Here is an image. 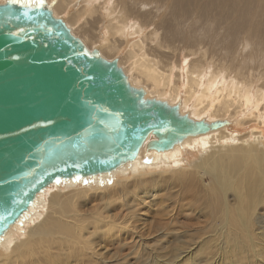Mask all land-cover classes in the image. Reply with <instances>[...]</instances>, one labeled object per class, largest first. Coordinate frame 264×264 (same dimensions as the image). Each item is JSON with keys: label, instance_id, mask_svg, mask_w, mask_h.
<instances>
[{"label": "bare ground", "instance_id": "6f19581e", "mask_svg": "<svg viewBox=\"0 0 264 264\" xmlns=\"http://www.w3.org/2000/svg\"><path fill=\"white\" fill-rule=\"evenodd\" d=\"M167 1L161 6L163 0H48L54 14L63 18L75 36L88 48L97 47L103 57L117 58L129 80L142 86L148 96L170 104L178 102L181 111L195 120L225 122L204 133L190 135L164 151H146L143 145L134 160L109 173L61 181L67 188H74L64 197L58 191L49 194L44 208L43 195L56 184L49 185L36 196L24 215L0 236V247L5 253L0 258L1 264H46L79 259L77 257L85 252L91 253L93 239L125 230L126 223L118 221L116 216L103 215L96 208L89 216L78 212L79 202L73 198L91 190L89 187H75L80 182L92 179L95 184H100L112 177L136 174L129 184L118 180L115 184H120L119 188L101 194V198H125L163 185L165 177L162 178L161 174L166 172L172 174L170 180L182 181L190 175H185L183 168L176 166L182 161L183 151L196 144L200 151H207L199 162L213 176L223 175V159L239 154L247 156L264 174V162H261L264 161V150L256 147L264 136V0H217L221 3L211 4L207 10L195 7L189 11L183 8L189 1ZM71 7L72 13L68 19L64 18L63 13H68ZM218 7L227 9L219 11ZM235 7L239 9L241 20L234 16ZM189 13L203 15L201 21L207 42L202 38L193 39L196 26L193 19H186ZM166 30L179 33L170 34ZM252 37L257 39L253 45ZM128 42L131 43L126 52L120 55ZM184 50L185 59L182 61ZM189 59L191 61L187 63ZM253 120L255 129L246 132V124L254 123ZM242 130H246L244 134L240 132ZM248 134L253 135L255 144L244 147ZM238 140L242 142L234 148L230 145L223 152L208 151L218 142L236 144ZM156 168L169 170L160 171L158 175L150 172ZM249 188L244 184L238 189L233 182L226 184L224 180L219 185L222 198H227L228 191L234 197H240V191ZM38 207L44 208V212L40 213ZM249 211L245 209L244 214L246 225L252 228ZM37 218L19 239L13 236L14 230L23 222ZM88 227L92 230L88 231Z\"/></svg>", "mask_w": 264, "mask_h": 264}, {"label": "water", "instance_id": "95a60500", "mask_svg": "<svg viewBox=\"0 0 264 264\" xmlns=\"http://www.w3.org/2000/svg\"><path fill=\"white\" fill-rule=\"evenodd\" d=\"M45 5L29 18L0 1V236L49 185L109 173L143 145L164 151L225 122L148 96Z\"/></svg>", "mask_w": 264, "mask_h": 264}, {"label": "rangeland", "instance_id": "374dc122", "mask_svg": "<svg viewBox=\"0 0 264 264\" xmlns=\"http://www.w3.org/2000/svg\"><path fill=\"white\" fill-rule=\"evenodd\" d=\"M183 1L191 3L184 4L183 8L188 11L195 7L207 10V6L221 3L217 0ZM167 2L163 0L160 5L165 6ZM226 9L219 8V11ZM72 10V7L69 8L68 13H63L62 16L68 19ZM234 10L236 11L234 16L241 20L239 9L235 7ZM179 13L184 16V12L179 10ZM188 18L193 19L196 26L193 39L202 38L207 42L201 21L204 20L203 15L189 13L186 19ZM212 23L216 27V23L214 21ZM76 31L81 33L78 29ZM166 33L174 34L179 31L166 30ZM252 38L253 45L257 39ZM130 43L121 49L120 55L123 56ZM184 57L185 50L181 53L182 61ZM190 61L189 59L187 63ZM123 64L126 65L125 61ZM253 122L246 124V132H252L256 125L254 120ZM245 131L240 132L244 134ZM245 140L244 147L255 144L252 134L250 136L248 134ZM240 142L242 141L238 140L234 144L228 141L225 145L218 142L208 151L223 152L229 149L230 145L234 148L235 145L241 144ZM256 147L264 150V136L261 143H256ZM206 153L207 151H200L197 144L194 147H187L181 155L182 161L176 168H183L184 174L190 175V178L179 181L173 177L174 182L169 179L172 174L168 172V175L166 172L161 174L162 178L165 177L163 185L154 186L136 195L130 194L125 198H101V194L119 188L121 185L115 184L118 180L129 184L136 174H128L122 178L112 177L109 180L111 182L100 184H95L92 179L90 182L76 184L75 187L91 189L83 196L77 197L80 201L73 198L79 202V213L85 212L89 216L90 211L96 208V211L99 210L98 212L103 215L116 216L118 221L126 223V228L113 235L104 234L93 239L95 243L92 244L91 253L85 252L77 257L79 259L72 258L46 264H264V174L246 158L247 156L239 154L238 157L223 159L225 160L221 167L223 175L213 176L209 169H203L199 162ZM169 169L156 168L150 172L158 175L160 171ZM223 180L226 184L233 182L238 189L244 184H248L250 188L240 191V197H234L228 191L227 198H222L219 185ZM72 188L74 187L67 188L65 182L50 186L43 195L44 208L49 194L58 191L64 197ZM44 208L38 207V211L43 213ZM245 209L250 210L252 228L246 225ZM38 219L23 222L19 229L14 230L13 236L19 239ZM91 230L92 228L88 227V231ZM4 255L0 247V258ZM32 259L33 257H30V260Z\"/></svg>", "mask_w": 264, "mask_h": 264}, {"label": "snow or ice", "instance_id": "6c2138e0", "mask_svg": "<svg viewBox=\"0 0 264 264\" xmlns=\"http://www.w3.org/2000/svg\"><path fill=\"white\" fill-rule=\"evenodd\" d=\"M7 3L13 4V5H16V4L21 5L22 8L26 10L23 12V15L29 18H31L30 13H33L34 11L38 12L39 10L43 9L46 6L45 0H7ZM12 35H17V33H12ZM100 111L107 113L108 109L104 108V109H101ZM101 123H103V121H101ZM76 179H79V177H76Z\"/></svg>", "mask_w": 264, "mask_h": 264}]
</instances>
